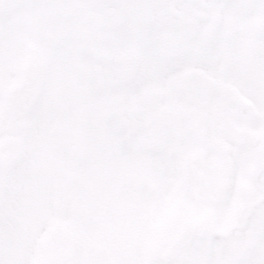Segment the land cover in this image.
<instances>
[{
  "label": "snow or ice",
  "instance_id": "obj_1",
  "mask_svg": "<svg viewBox=\"0 0 264 264\" xmlns=\"http://www.w3.org/2000/svg\"><path fill=\"white\" fill-rule=\"evenodd\" d=\"M0 264H264V0H0Z\"/></svg>",
  "mask_w": 264,
  "mask_h": 264
}]
</instances>
